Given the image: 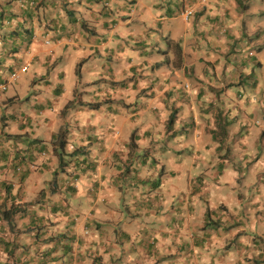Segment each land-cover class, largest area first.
<instances>
[{"label":"crops","instance_id":"0c3cea01","mask_svg":"<svg viewBox=\"0 0 264 264\" xmlns=\"http://www.w3.org/2000/svg\"><path fill=\"white\" fill-rule=\"evenodd\" d=\"M7 1L0 91L12 73L54 52L70 54L81 75L94 62L84 60L128 36L136 45L115 55L111 81L95 68L88 81L136 94L118 100L107 87L104 101H80L78 126L89 122L72 138L69 98L33 148L2 131L0 264H264V40H251L264 31V0ZM4 26L14 29L5 36ZM61 129L68 151L74 139L87 152L70 166L83 174L68 181L49 178ZM13 205L21 210L9 220L4 211ZM83 228L91 235L82 237Z\"/></svg>","mask_w":264,"mask_h":264},{"label":"rangeland","instance_id":"374dc122","mask_svg":"<svg viewBox=\"0 0 264 264\" xmlns=\"http://www.w3.org/2000/svg\"><path fill=\"white\" fill-rule=\"evenodd\" d=\"M105 1V0H104ZM102 1V2H104ZM17 13L19 15L25 14V12L21 8H17ZM9 12L6 13L5 17H3L2 22L4 19L8 18ZM255 15L253 16V18ZM258 17V16H256ZM5 19V20H6ZM12 26H4V28L1 30L5 36L9 35V32L13 31ZM92 29V28H91ZM264 30V29H263ZM119 32H117V35ZM259 35V38H258ZM158 37V36H157ZM260 39V42L264 40V31L255 33L254 35H251V40ZM155 43L159 44L160 47H162L165 50H169L170 46L168 43H166V40H155ZM131 46H135V42L130 39V37L118 38L117 36L110 40L107 52L102 53L101 56H98L94 58V56L90 59H81L79 60V63H82L84 60L88 63L93 59L92 64H87L84 66L83 73L81 75H76L74 70H78L80 65L77 66L76 69V62L72 60V57L70 54H58L57 53H49L45 57V62L41 64L39 62L38 65L34 66L33 64L30 65V68L23 71V67L21 68V73H19V77L15 80L9 81V83L6 86V89L0 91V100H5V104H2L0 102V138L2 136V131L7 132V134H19V140L18 142L22 147H32L33 144H36V141H33V139L36 138H45V132H48L49 129H52V121L50 122L48 120L49 117H53L56 115V113H59L63 107L65 100L69 98L70 100H73L75 103V107L72 108L69 112V114L66 117L65 124L68 125L70 130V135L72 138L73 134H81V130L84 129V126L87 125L86 122H89L88 120H83L82 122V128L78 126V121L81 119L78 112L80 109H77L80 105V101H89L92 99V97H98L101 101H104L106 99V90L107 87L110 89L114 95H116V99L121 100L122 98V92H125V96L127 97L128 94L134 93L136 94V91L133 88H127L125 87L124 90L119 89L114 92V89H111L109 86L101 85L102 87H99L100 85H97L96 83H92L88 81V78L93 75L91 72H89V68H95L93 72L98 73L99 77L105 78L107 81H111V72L112 70L117 72V58H115L116 54H121L125 50L130 49ZM156 57L160 58L162 62H164L165 57L163 56V53L160 50L155 51ZM129 57L133 58V55H129ZM89 60V61H88ZM146 60L149 62L151 60V57L146 58ZM111 67L110 69H107V67ZM28 70V71H27ZM148 70V69H146ZM20 71V70H18ZM18 73V72H17ZM140 73V72H139ZM13 73L10 75L12 78ZM130 75L136 77V79L141 80L139 77V74L133 72ZM142 82L144 85V93H150V82H151V69L150 71H147L143 74ZM64 77V79L61 81L60 78ZM119 76V77H118ZM118 78H121L122 75H118ZM131 77V76H129ZM144 79V80H143ZM10 80V78H9ZM94 80V79H93ZM99 83H104L103 81H99ZM143 83L141 85H143ZM62 89L61 94L56 91V89ZM75 88H77V91H75ZM109 97V95L107 96ZM143 100H147V96L143 95L141 96ZM138 98H135L134 100H137ZM10 100V103H9ZM8 101V102H7ZM49 105L42 107L41 103L48 102ZM109 106V103L106 102ZM114 106H116V103H113ZM137 107L136 102L133 104V106L125 107V114L131 115L132 110ZM105 112H109V110L105 109ZM8 116V119L10 121V125L4 124V122L1 120V117ZM17 118L16 124L17 126H23L21 127V130L17 132V130L14 127L15 123V117ZM25 115V117H24ZM93 126L96 125V123H92ZM105 127L107 129L110 127V123L106 122ZM121 128V125H120ZM126 129V128H122ZM127 130V129H126ZM66 133V130H64ZM93 130H90V134L93 133ZM133 133H136L134 130ZM133 134H131L132 136ZM140 135L143 136V132H140ZM34 136V137H33ZM36 137V138H35ZM71 145L75 146L74 150H77L79 147L80 142H75L74 139L70 140ZM68 145V141H67ZM50 147H52V144H49ZM67 147V146H66ZM73 150V151H74ZM72 152V151H69ZM43 155H46L45 153ZM55 155V154H54ZM57 156V155H56ZM82 156V155H81ZM176 154H172L170 157V161H177ZM180 157H182L179 154ZM66 161L69 162L71 158H75L73 155H66ZM72 158V159H73ZM49 161V159H48ZM68 164V163H67ZM71 162L65 167L69 169V171H73L71 167ZM58 170L60 171V167H58ZM78 172V173H77ZM76 174L78 176H81L83 174L80 172V170L76 171ZM75 174V175H76ZM60 176L63 178H66V181L70 180V177L67 172L60 171ZM51 180L54 179L56 176V171L54 170L53 173L49 175ZM50 180V179H48ZM50 180V181H51ZM127 189V188H126ZM135 203L132 199L128 200V204L130 208L133 207V204ZM85 208H88V212L91 208V204L85 202ZM84 212V211H83ZM91 229L84 228L81 230L80 235L83 236H90Z\"/></svg>","mask_w":264,"mask_h":264},{"label":"trees","instance_id":"16d2710c","mask_svg":"<svg viewBox=\"0 0 264 264\" xmlns=\"http://www.w3.org/2000/svg\"><path fill=\"white\" fill-rule=\"evenodd\" d=\"M4 3H8V1L7 0H0V17H1L0 21H2L3 17H5V15H6V10L4 9ZM173 120H174V116L170 118V122H173ZM65 136H66V133L64 132V130L61 129L59 131V133L57 134V138L55 140L54 151H55V154L57 155V157L59 158V163L57 166L56 175H58L60 173V171H62V172H67L68 174L70 173L71 175L75 176L77 170H73L71 172V171H69V169H67L65 167L70 162H73V161L76 162L79 158L86 155L87 152L85 150H82V148H78L77 150L69 152L66 148L67 140H66ZM133 137H134V135H133ZM66 155H70V156L74 155L75 158L72 157L73 159L71 158V160H69V162H67L66 157H65ZM85 161H86V159H82V161L79 160V162H83V163ZM75 165L76 164H74V166ZM58 167H60V169H61L60 171L58 170ZM87 167H88V165H87ZM83 170L84 169L80 170V172L82 171V173H83L84 172ZM77 177H78V175H77ZM20 210H21V208L13 205L10 209L4 211V216L10 220L12 218V216Z\"/></svg>","mask_w":264,"mask_h":264},{"label":"built area","instance_id":"2783aa9c","mask_svg":"<svg viewBox=\"0 0 264 264\" xmlns=\"http://www.w3.org/2000/svg\"><path fill=\"white\" fill-rule=\"evenodd\" d=\"M188 14H190V12H188ZM27 68L24 67L23 70H26ZM19 77V72H14L13 75H12V79L15 80ZM3 89H6V84L2 86Z\"/></svg>","mask_w":264,"mask_h":264}]
</instances>
